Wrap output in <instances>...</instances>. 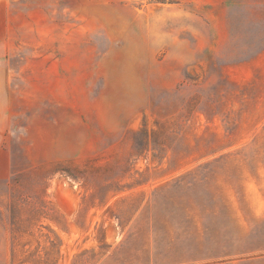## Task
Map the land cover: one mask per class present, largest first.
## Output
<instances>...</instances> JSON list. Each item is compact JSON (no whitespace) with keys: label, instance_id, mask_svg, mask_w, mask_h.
Segmentation results:
<instances>
[{"label":"rangeland","instance_id":"rangeland-1","mask_svg":"<svg viewBox=\"0 0 264 264\" xmlns=\"http://www.w3.org/2000/svg\"><path fill=\"white\" fill-rule=\"evenodd\" d=\"M0 264H264V0H0Z\"/></svg>","mask_w":264,"mask_h":264},{"label":"crops","instance_id":"crops-1","mask_svg":"<svg viewBox=\"0 0 264 264\" xmlns=\"http://www.w3.org/2000/svg\"><path fill=\"white\" fill-rule=\"evenodd\" d=\"M1 50V43H0ZM2 101H3V78H2V56L0 54V159L3 143V121H2Z\"/></svg>","mask_w":264,"mask_h":264}]
</instances>
